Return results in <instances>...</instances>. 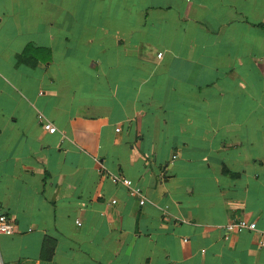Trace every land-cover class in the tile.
<instances>
[{"label":"crops","instance_id":"0c3cea01","mask_svg":"<svg viewBox=\"0 0 264 264\" xmlns=\"http://www.w3.org/2000/svg\"><path fill=\"white\" fill-rule=\"evenodd\" d=\"M0 213V264H264V0H0Z\"/></svg>","mask_w":264,"mask_h":264},{"label":"built area","instance_id":"2783aa9c","mask_svg":"<svg viewBox=\"0 0 264 264\" xmlns=\"http://www.w3.org/2000/svg\"><path fill=\"white\" fill-rule=\"evenodd\" d=\"M39 121L43 124V129L50 133V134H54L57 133V128L49 123L48 121H46L45 117L42 114H39L38 117ZM117 131H120V129H118ZM122 184H124L129 191V195L131 197H140V204L143 206L146 203V199L145 197H143L141 191L137 188L134 187L133 182L129 179H123L122 180ZM113 204H116V201H113ZM227 233H245V232H256L259 235V240L258 243L260 245V247L262 249H264V230H260L258 229L256 223L254 222H250L246 219H241L240 221H233L231 223H229L228 225H226L225 227ZM15 230V225L14 222L12 220H10L8 218V216L6 214L0 213V235H4V234H12L14 233Z\"/></svg>","mask_w":264,"mask_h":264}]
</instances>
